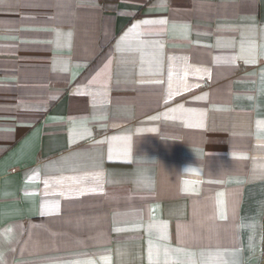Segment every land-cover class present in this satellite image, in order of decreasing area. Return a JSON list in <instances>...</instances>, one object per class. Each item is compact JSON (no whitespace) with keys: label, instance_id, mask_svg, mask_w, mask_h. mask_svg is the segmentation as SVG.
<instances>
[{"label":"crops","instance_id":"1","mask_svg":"<svg viewBox=\"0 0 264 264\" xmlns=\"http://www.w3.org/2000/svg\"><path fill=\"white\" fill-rule=\"evenodd\" d=\"M264 0H0V264H263Z\"/></svg>","mask_w":264,"mask_h":264},{"label":"trees","instance_id":"2","mask_svg":"<svg viewBox=\"0 0 264 264\" xmlns=\"http://www.w3.org/2000/svg\"><path fill=\"white\" fill-rule=\"evenodd\" d=\"M263 264H264V262H263Z\"/></svg>","mask_w":264,"mask_h":264}]
</instances>
